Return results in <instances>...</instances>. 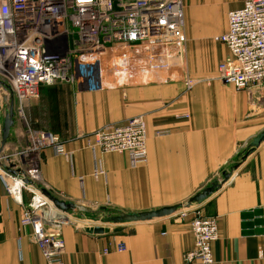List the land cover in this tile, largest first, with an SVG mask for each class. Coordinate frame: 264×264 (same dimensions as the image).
I'll return each instance as SVG.
<instances>
[{"label": "crops", "instance_id": "1", "mask_svg": "<svg viewBox=\"0 0 264 264\" xmlns=\"http://www.w3.org/2000/svg\"><path fill=\"white\" fill-rule=\"evenodd\" d=\"M183 2L190 54L201 66L202 81L192 89L185 82L194 76L176 68L122 80L109 77L102 89L43 86L38 99L23 103V119L15 113L4 147L2 131L9 111L0 94V151L14 155L24 149L28 125L55 134L73 153L66 158L45 150L38 183L61 201L93 210L71 214L74 220H83L84 228L76 222L63 227L64 264H185L194 239L189 219L179 215L196 194L212 183H223L225 172L231 174L229 181L189 209H200L219 223L220 237L212 246L214 264H264V143L243 160L253 140L264 132V90L237 91L222 82L218 66L229 52L225 45L211 42L216 34L228 31V14L243 0ZM140 116L148 130L145 165L131 169L126 155H95L88 148V136L100 128ZM14 161L19 165L18 158ZM96 161L106 176H93ZM173 206L183 207L173 216L150 222L106 226L94 221L106 214ZM21 216V207L0 182V264H46L32 230L21 227ZM57 219L71 222L65 216ZM95 226L111 231L87 232ZM120 245L124 252L116 251Z\"/></svg>", "mask_w": 264, "mask_h": 264}, {"label": "built area", "instance_id": "2", "mask_svg": "<svg viewBox=\"0 0 264 264\" xmlns=\"http://www.w3.org/2000/svg\"><path fill=\"white\" fill-rule=\"evenodd\" d=\"M215 41L229 52L218 66V78L237 91L264 90V0H243L228 14V31ZM187 44L183 0H0V82L21 119L23 103L38 99L43 86L102 89L109 77L128 79L133 69L140 74L168 72L177 57L178 64L183 62ZM198 83L187 78L185 85L192 89ZM25 135L27 145L17 154L0 151V182L21 207L20 225L32 230L46 264H64L62 228L75 221L44 196L38 183L45 150L66 158L73 153L51 132L26 125ZM87 141L95 155H126L131 169L148 162V130L141 116L106 125ZM93 176H106L99 161ZM58 216L72 221L64 224ZM179 217L189 219L194 239L184 263L214 264L217 219L189 208ZM103 218L99 221L105 224ZM124 250V245L116 249Z\"/></svg>", "mask_w": 264, "mask_h": 264}, {"label": "water", "instance_id": "3", "mask_svg": "<svg viewBox=\"0 0 264 264\" xmlns=\"http://www.w3.org/2000/svg\"><path fill=\"white\" fill-rule=\"evenodd\" d=\"M0 85L3 86L2 82H0ZM14 117H15L14 100L13 97H11L9 112L5 117L3 131H2V142H1L2 147L6 145L10 137V131L14 126ZM262 143H264V132L259 137L253 140L252 144L250 145V148L245 153L243 160H246L250 155H252L262 145ZM235 168L237 169L238 167ZM230 178H231V174L225 172L223 183H218V182L212 183L210 187L205 188L200 193L196 194L193 198H191L188 201L186 207L190 208L194 204L203 203L215 192L219 191L223 187V185L229 181ZM42 193L59 211L63 213L66 214L93 213V210L91 208L61 201L55 196H53V194L47 190H43ZM182 207L183 206H173V207L162 208L159 210L146 211L140 213H119L117 215L111 216L110 218H108L107 221L104 222L110 226L150 222L156 219H162L173 216ZM101 213H103V211ZM99 219L100 218H96L94 219V221H98ZM110 231H111L110 227H102V226H95L87 230L88 233L95 235L109 234Z\"/></svg>", "mask_w": 264, "mask_h": 264}, {"label": "rangeland", "instance_id": "4", "mask_svg": "<svg viewBox=\"0 0 264 264\" xmlns=\"http://www.w3.org/2000/svg\"><path fill=\"white\" fill-rule=\"evenodd\" d=\"M228 21V20H227ZM221 33L219 34H216L215 36H213V38L211 39V42L216 44V45H220L222 46L221 43L215 41V38L217 37V35H220ZM189 46H190V41L189 43L187 44V46L185 47L184 49V57H183V62L180 63V60H179V64L177 63L178 62V58L176 59V66L174 68H176V71H182V72H185L187 73V76L188 74H191V76H194L193 79H191L192 81H202V79L200 80L199 76H198V72H199V68L201 67L200 65H198L197 63H194L193 61V57L197 58V56L193 55V54H190V50H189ZM179 53V52H177ZM178 66L180 67V70H177ZM173 68V67H172ZM135 69L131 70V74H128L126 76H130L131 78L134 77V75H136L137 71H134ZM161 73L163 72V70H160ZM172 71V70H171ZM160 73V72H159ZM117 79H121V78H117ZM231 86V85H230ZM233 87V86H232ZM234 88V87H233ZM0 94H1V99H2V102L3 103H7L6 105V108L8 109L9 111V106H10V98H11V95L10 93L8 92V90L5 88V86H1L0 85ZM72 217V216H71ZM74 218V217H72ZM72 221V220H71ZM76 223H77V226L80 227V228H84V224L81 223V221H83L82 219L81 220H74ZM107 226V224H104ZM63 230V228H62ZM125 247V246H124ZM125 251V250H124ZM122 251V252H124ZM118 252V251H117ZM121 253V252H119Z\"/></svg>", "mask_w": 264, "mask_h": 264}, {"label": "trees", "instance_id": "5", "mask_svg": "<svg viewBox=\"0 0 264 264\" xmlns=\"http://www.w3.org/2000/svg\"><path fill=\"white\" fill-rule=\"evenodd\" d=\"M111 216H113V215H112V214H106V215H104L103 220H104V221H107L108 218H110Z\"/></svg>", "mask_w": 264, "mask_h": 264}]
</instances>
